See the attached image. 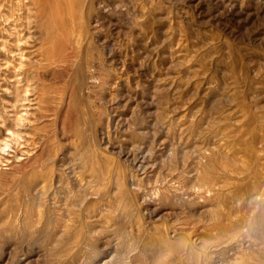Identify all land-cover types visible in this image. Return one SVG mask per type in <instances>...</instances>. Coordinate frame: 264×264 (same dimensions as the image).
Wrapping results in <instances>:
<instances>
[{
  "label": "rangeland",
  "instance_id": "rangeland-1",
  "mask_svg": "<svg viewBox=\"0 0 264 264\" xmlns=\"http://www.w3.org/2000/svg\"><path fill=\"white\" fill-rule=\"evenodd\" d=\"M112 3L102 26L116 43L99 44L104 78L87 79L93 86L81 97L100 114L74 135L68 111L61 122L53 112L34 117L36 96H66L71 65L83 58L68 41V19L59 25L55 10L49 46L32 0H0V264H264V0ZM113 11L134 18L132 29ZM45 48L67 63L35 92L29 75L44 71ZM34 158L69 186L74 172L84 182L120 172L143 234L109 229L86 254L63 256L37 215L53 203L19 187ZM107 216L111 226L124 220ZM156 222L169 240L157 242Z\"/></svg>",
  "mask_w": 264,
  "mask_h": 264
},
{
  "label": "bare ground",
  "instance_id": "bare-ground-1",
  "mask_svg": "<svg viewBox=\"0 0 264 264\" xmlns=\"http://www.w3.org/2000/svg\"><path fill=\"white\" fill-rule=\"evenodd\" d=\"M141 2L144 0H140ZM33 8L35 9V18L38 22L39 37L43 43H48L51 46L53 37L50 35L51 18L56 9L57 16L60 18L59 25L65 19H68L72 27V34L68 38L69 43L77 46V50L83 54L80 62L72 63L71 78L68 84L66 96L57 97L54 91L50 94H38L37 101L41 100L35 112V120L43 121L53 112L57 117V121L64 120L63 115L68 111L70 117L67 129L74 135H78L81 130V125L87 122H95L100 111L93 105L86 101L82 104L81 97L87 94L86 89L92 88L93 85L86 83L87 79L103 80L105 75V67L107 66L101 59L100 43H116L114 38L104 35L102 17L103 11L112 10V0H32ZM16 6V5H15ZM14 6H12L13 8ZM118 7H123L122 5ZM9 7V9H12ZM145 6H141L140 11L146 14ZM117 14L116 11H113ZM67 14V18L64 17ZM117 25L127 26L131 28L136 23L134 18L121 17L117 14ZM104 37V38H102ZM101 45V44H100ZM48 46V48H49ZM43 59L39 63V68L44 71L36 69L30 73V77L34 80L33 88L35 92L40 86L41 76L50 73L52 76H59L64 65L67 63L65 59H60L56 54L45 48L43 52ZM64 56V55H63ZM98 63L101 68L96 70H88L87 67H94ZM107 71V70H106ZM44 72V73H43ZM53 92V93H52ZM95 93V92H93ZM76 109V110H74ZM61 122V121H60ZM38 131V129H37ZM15 140L18 135H14ZM13 136V137H14ZM42 139L44 138L41 137ZM18 140V139H17ZM35 159V158H34ZM53 160V157L51 158ZM259 158L252 160L251 166L248 167L249 172L255 173L257 171ZM34 161V160H33ZM31 161V162H33ZM94 163V162H93ZM91 162L85 163L87 168L91 167ZM41 160L36 158L32 164V170L24 171L21 179L20 189L31 191L34 195L41 198L42 201H50L51 208L45 211H39V222L42 224V229L49 227L50 235L56 243L57 249L63 243L60 253L65 257H79L86 254L94 245V239L99 233L111 230L116 236L125 239L131 236L143 234V227L140 223L134 224V209L130 203V192L124 189L122 174L120 172L101 171V175L95 179L91 178L85 180L81 175L74 172L71 179L73 180L71 186L65 185L64 177L54 174V172H43L44 168ZM23 168V167H22ZM22 171V169H21ZM91 172L97 173V170L91 169ZM94 176V174H93ZM92 176V177H93ZM215 173L207 175L208 179H213ZM159 201H167L169 195L155 193ZM108 213H114L122 218L123 221L117 222L114 225H108L110 218ZM118 218L117 216H115ZM162 222L150 224V230L154 235H159L160 240H166L170 234L163 235L162 227L159 226ZM109 230V231H110ZM179 230L174 229V236ZM114 236V237H116ZM96 240V239H95ZM169 240V239H167ZM153 244H157L153 239ZM61 243V244H60ZM157 246V245H156ZM207 249L206 247H202ZM166 249V250H165ZM174 246L164 248L165 251L174 250ZM90 264V263H87ZM95 264H100L95 263ZM117 264H124L122 259L117 261Z\"/></svg>",
  "mask_w": 264,
  "mask_h": 264
}]
</instances>
